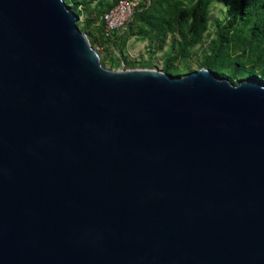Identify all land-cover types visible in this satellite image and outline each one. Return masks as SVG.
Returning a JSON list of instances; mask_svg holds the SVG:
<instances>
[{
  "label": "water",
  "instance_id": "obj_1",
  "mask_svg": "<svg viewBox=\"0 0 264 264\" xmlns=\"http://www.w3.org/2000/svg\"><path fill=\"white\" fill-rule=\"evenodd\" d=\"M63 0H0V264H264V84L107 69Z\"/></svg>",
  "mask_w": 264,
  "mask_h": 264
},
{
  "label": "trees",
  "instance_id": "obj_2",
  "mask_svg": "<svg viewBox=\"0 0 264 264\" xmlns=\"http://www.w3.org/2000/svg\"><path fill=\"white\" fill-rule=\"evenodd\" d=\"M70 10L79 15L78 8L88 10L93 0H63ZM119 0H112L110 3L100 5L95 20L100 22L97 34L91 40L104 48H115L120 54L130 39L140 29L139 24L145 26L149 31L146 35L154 34V38L162 48L168 34L174 38L172 47H176V53L186 57L189 51L203 39L206 31L210 6L215 0H140L139 7L135 10L130 22L122 31L114 33L110 39H105L103 34V15L109 11ZM225 7V18L223 21L216 20L217 29L215 39L206 63H220L218 66L227 67L225 59L230 52L239 51L241 54L258 51V59L264 52V0H222ZM92 21L89 20L85 28H88ZM78 26V25H77ZM79 28V27H78ZM84 28V29H85ZM83 33L84 29L79 28ZM140 33V32H139ZM86 34V33H85ZM223 54V55H222ZM240 54V55H241ZM240 55L231 61L236 66L233 69L234 77H227L229 81L235 80L237 73L244 70V64L240 63ZM105 61L101 60L103 66ZM128 68L129 66H127ZM130 68H135L133 64ZM229 67V66H228ZM140 68L150 69L152 65L146 62ZM171 73L172 68L167 64L162 69ZM264 78V74L260 76ZM260 82L256 77L250 76L243 82Z\"/></svg>",
  "mask_w": 264,
  "mask_h": 264
},
{
  "label": "rangeland",
  "instance_id": "obj_3",
  "mask_svg": "<svg viewBox=\"0 0 264 264\" xmlns=\"http://www.w3.org/2000/svg\"><path fill=\"white\" fill-rule=\"evenodd\" d=\"M111 1L112 0H93L88 10L81 8L77 9L79 12V15H77V25L79 28L84 29L89 20H94L88 28L84 29L89 42L96 36L97 28L100 24L98 19H94L100 5L103 3H110ZM67 7L70 9L69 6ZM225 11L226 7L222 0H215V2L211 4L203 39L200 43L195 45L184 58L176 53V47H172L173 40L177 38V36L174 37L172 34H168L161 48L154 38L155 36L153 33H150L151 35L143 33L149 31V29L141 24H139L140 29L138 33L136 32L130 37L121 54L111 46L105 49V46H99L96 42L92 44L90 42V44L97 51L100 59L105 61L104 67L107 69L118 70L126 68V64L129 66L126 69H137L140 68L142 64L149 62L152 65L150 69L161 72H164L162 69L168 64L172 68V71L171 73H165L175 77H181L186 73L201 68L212 71L220 78L234 77L233 69H235L236 66H233L231 61H234V57L241 54L239 51H229V56H224L228 57L225 61L230 64L226 65L227 67L218 66L220 63L219 58L217 60L218 63L205 62V59L210 54L215 39V31L217 29L216 20L223 21L225 18ZM257 53L258 51H253L240 55L239 59L241 60L239 62L244 64V70L238 72L235 80L231 82L238 84L245 81L246 78L253 76L260 80V84H264V78L260 77L262 73L264 74V52L260 59H258ZM131 64H133L135 68H130Z\"/></svg>",
  "mask_w": 264,
  "mask_h": 264
},
{
  "label": "built area",
  "instance_id": "obj_4",
  "mask_svg": "<svg viewBox=\"0 0 264 264\" xmlns=\"http://www.w3.org/2000/svg\"><path fill=\"white\" fill-rule=\"evenodd\" d=\"M140 0H119L102 18L103 34L110 39L114 33L122 31L130 22Z\"/></svg>",
  "mask_w": 264,
  "mask_h": 264
}]
</instances>
